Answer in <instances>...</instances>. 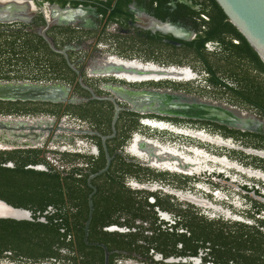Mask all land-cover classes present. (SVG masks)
Wrapping results in <instances>:
<instances>
[{"label":"flooded vegetation","instance_id":"af4514ba","mask_svg":"<svg viewBox=\"0 0 264 264\" xmlns=\"http://www.w3.org/2000/svg\"><path fill=\"white\" fill-rule=\"evenodd\" d=\"M33 1L32 19L13 23L46 46L29 66L56 78L31 82L60 83L85 100L29 101L23 115H1L25 124L14 137L24 146L0 149V158L19 178L3 182L26 188L7 203L29 218H0V264H264V135L136 113L111 91L200 79L182 57L187 40L154 21L183 27L193 40L207 0ZM49 5L89 8L88 23L46 30L57 51L38 33L46 23L40 8ZM113 60L187 68L195 77L127 81L99 73ZM111 98L120 107L115 132ZM145 141L166 150L169 166L148 163L136 149Z\"/></svg>","mask_w":264,"mask_h":264},{"label":"water","instance_id":"95a60500","mask_svg":"<svg viewBox=\"0 0 264 264\" xmlns=\"http://www.w3.org/2000/svg\"><path fill=\"white\" fill-rule=\"evenodd\" d=\"M221 7L229 22L243 35L249 45L257 53L264 64V0H215ZM40 11L45 17V26L38 31L39 35L47 42L53 51L51 40L46 35V30L53 25H66L76 23L79 20L89 22L85 18L89 8L85 6L64 7L49 5L46 11L44 7ZM37 12V6L33 0H0V23L29 22ZM157 27L173 36L191 40L194 33H188L183 27L171 22H155ZM102 74H112L123 77L127 81H144L157 79L187 80L195 75L187 68H158L152 65H141L135 62H123L119 60L109 61L106 66L98 70ZM116 98L124 101L130 111L136 113H150L166 117L192 119L216 123L228 128L256 132L264 135V119L255 114L248 113L240 108L226 103L199 97L193 94L174 91L168 88H127L115 86L111 89ZM69 87L60 83H41L31 81H0V101H46L79 103L85 99L76 96H68ZM93 98H97L93 94ZM111 100L115 103L114 98ZM120 107L115 103L111 120V129L115 132V124ZM24 123L10 116L0 115V149L17 148L22 145L17 138L22 137L21 131ZM20 133L18 136L17 133ZM144 146L136 148L146 155L148 163L153 165L169 166L170 158L164 148L158 144L145 141ZM262 155L261 153H258ZM35 168L41 169V166ZM175 168L180 169L178 166ZM0 218L24 220L29 218V212L25 209L14 207L0 199Z\"/></svg>","mask_w":264,"mask_h":264},{"label":"trees","instance_id":"16d2710c","mask_svg":"<svg viewBox=\"0 0 264 264\" xmlns=\"http://www.w3.org/2000/svg\"><path fill=\"white\" fill-rule=\"evenodd\" d=\"M205 8L200 11L197 24L201 32L191 41H182L181 47L182 57L187 59L184 61L197 70L201 78L168 82L167 87L234 105L264 117V64L215 0H207ZM207 43L212 50L207 48ZM45 50L41 37L26 31L20 23H0V81L55 79L56 76L42 71L37 73L29 66L32 61L36 65L37 53ZM32 103L0 101V115H23L26 109L23 106ZM4 160L0 158V199L15 205L12 199L21 196L20 190L26 188L3 182L19 179L6 174L4 170L8 169L1 165ZM18 176L27 175L19 173Z\"/></svg>","mask_w":264,"mask_h":264}]
</instances>
